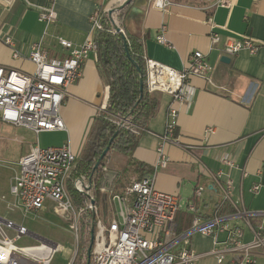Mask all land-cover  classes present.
Wrapping results in <instances>:
<instances>
[{
  "label": "built area",
  "instance_id": "built-area-1",
  "mask_svg": "<svg viewBox=\"0 0 264 264\" xmlns=\"http://www.w3.org/2000/svg\"><path fill=\"white\" fill-rule=\"evenodd\" d=\"M2 1L10 3V0ZM149 1L151 6L162 10L173 3V0ZM186 1L209 9L219 6L230 9L234 5L233 0ZM102 12L99 7L90 13V31L81 44L74 45L61 36H55L57 45L62 49L57 55H49L43 37L33 42L25 57L33 63L30 72L0 65V153L2 141L5 145L9 140V149H14L16 154L12 156L18 165L10 192L25 212L51 211L55 215L71 218L77 233L80 210L69 195L68 185L83 192L90 183L83 176L71 179L78 155L69 142L41 147L38 135L66 130L60 115L61 103L68 86L81 76L85 60L96 52L94 34L100 29ZM55 19L51 5L39 9V21L48 25ZM209 38L210 48L221 40L216 32H211ZM155 39L165 46L169 45L162 30ZM1 40L10 48L13 58L23 57L9 33H3ZM243 49L255 53L258 46L247 36L225 37L221 46L225 55ZM145 72L147 91L167 93L174 101L188 100L185 82L191 75L214 85L206 54L197 49L189 53L181 69L146 58ZM176 117V108L169 106L165 130L157 148L158 158L150 173L129 181L120 191L102 186L101 191L110 197L105 211L100 209L98 212L93 203L87 205L94 215L91 264H196L207 257H212L216 264H264V210L249 209L243 203L238 205L234 200L232 182H220V171L210 172L220 188V199L214 205L212 214L202 217L198 213L195 201L205 190L198 185L185 206L192 215L191 223L186 229L177 230L175 217L182 209L178 195L161 191L154 183L156 170L165 167L168 162V156L163 151L164 143H178ZM211 132L212 128L205 131ZM222 162L233 165L226 156ZM258 186L253 185L251 191L256 192ZM225 205L228 208L226 211L223 210ZM2 226L13 230L14 237L9 238ZM195 234L210 238L212 247L194 251L190 238ZM25 235L31 236V231L24 225L0 216V264L51 263L58 250L57 243L38 239L39 243L24 250L14 241Z\"/></svg>",
  "mask_w": 264,
  "mask_h": 264
},
{
  "label": "crops",
  "instance_id": "crops-1",
  "mask_svg": "<svg viewBox=\"0 0 264 264\" xmlns=\"http://www.w3.org/2000/svg\"><path fill=\"white\" fill-rule=\"evenodd\" d=\"M124 1L10 0L6 4L0 0V65L30 72L33 63L25 57L33 42L43 37L49 55H57L62 49L55 36L74 45L81 44L90 31L88 17L93 10L99 7L109 10ZM233 1L230 9L203 8L186 0H173L165 10L151 6L149 0L128 3L124 20L127 32L143 39L146 58L181 69L191 51L201 50L206 54L214 85L191 75L185 82L188 100L174 101L167 93H152L159 98V107L155 116L147 121V130L140 134L132 154L112 153L115 160L122 158V163L129 168L121 170L128 174L122 180L115 168L109 167L113 169L109 174L111 187H124L128 181L152 171L168 107L172 105L177 110L178 143H164L168 162L156 170L155 187L178 195L182 204L178 213L192 218L185 206L192 199L195 187L202 185L205 190L195 202L199 215L208 217L220 199V188L210 172L220 171V182H232L238 205L243 203L249 209L264 210V0ZM44 5H51L56 16L48 25L38 20L39 9ZM160 30L168 46L156 41ZM211 32L221 38L213 48H210ZM3 33H9L23 57L11 56L10 48L1 40ZM241 36L249 37L258 46L257 51L249 53L243 49L232 55L223 54L224 38ZM222 56H227L229 62L221 61ZM106 98L107 86L97 66L96 53H91L83 64L81 76L68 86L61 103L60 115L66 130L57 131L63 138L54 145L69 142L73 151L80 149L81 152ZM209 128L213 132L205 133ZM9 145L7 140L5 148L11 152ZM224 156L232 160V166L222 162ZM253 185H259L256 192L251 191ZM227 209L225 205L223 210ZM193 237L206 240L208 245L194 247ZM190 245L200 252L210 249L212 242L208 237L195 234L190 238ZM207 258L211 264H216L212 257ZM199 262L202 261L196 264Z\"/></svg>",
  "mask_w": 264,
  "mask_h": 264
},
{
  "label": "trees",
  "instance_id": "trees-1",
  "mask_svg": "<svg viewBox=\"0 0 264 264\" xmlns=\"http://www.w3.org/2000/svg\"><path fill=\"white\" fill-rule=\"evenodd\" d=\"M122 3L102 12L100 29L94 34L97 44L96 62L107 86V98L104 108L93 120L71 174V179L83 176L90 186L87 190L78 192L71 184L68 185L69 195L80 210L77 251L71 264H86L90 228L94 223L93 211L87 205L98 204L102 206V210H106V194L100 188L112 185L110 169H107L111 154L130 156L140 134L147 130V121L155 116L159 107V98L146 89L143 39L127 32L124 20L129 4L121 6ZM115 26L121 31H116ZM124 41L130 57L141 69L142 90L139 88L140 75L126 55ZM108 144L109 148L97 168H93ZM175 219L178 231L186 229L191 223V216L182 212H177Z\"/></svg>",
  "mask_w": 264,
  "mask_h": 264
},
{
  "label": "rangeland",
  "instance_id": "rangeland-1",
  "mask_svg": "<svg viewBox=\"0 0 264 264\" xmlns=\"http://www.w3.org/2000/svg\"><path fill=\"white\" fill-rule=\"evenodd\" d=\"M62 134L57 131L41 132L38 135V145L46 147L48 145H54L56 142L62 140ZM16 145V144H15ZM74 153L79 156L80 149L74 150ZM14 149L11 152L5 148L4 142L1 143L0 153V216L4 219L13 221L16 224L24 225L29 231L31 236H21L15 239L14 244L17 246H30L39 243V240H49L53 243H57L61 246L59 250L53 256V260L50 264H71L77 251L78 244V233L72 225V219L69 217H61L55 215L51 211H38L35 213H28L21 209L18 205L16 197L10 192V187L14 182L15 174L18 171V166L15 163L16 160L11 155H15ZM114 155H116L114 153ZM114 155L110 156V161L107 162V169L109 167L115 168L120 174L121 179L127 177L125 170L121 172L125 167L124 163L114 159ZM115 161V162H114ZM109 172H113V169ZM134 180V179H132ZM131 181V180H130ZM122 182V181H121ZM129 182V181H128ZM127 182V183H128ZM126 183V184H127ZM122 187L119 185L115 187L116 191H120ZM110 197H106L105 203L109 205ZM102 208L101 205L97 204L98 212ZM4 228L5 233L9 238H13L15 232L11 229ZM39 239V240H38ZM193 245L205 247L208 242L203 239H195L193 237ZM209 258H204L198 264H211Z\"/></svg>",
  "mask_w": 264,
  "mask_h": 264
},
{
  "label": "water",
  "instance_id": "water-1",
  "mask_svg": "<svg viewBox=\"0 0 264 264\" xmlns=\"http://www.w3.org/2000/svg\"><path fill=\"white\" fill-rule=\"evenodd\" d=\"M129 2H130V0H125V1L122 3L121 6L126 5V4H128ZM115 30L120 32V29H119L118 27H116V26H115ZM124 48H125V50H126V55L130 58V61L133 63V65H134V66L136 67V69L138 70V73H139V75H140V78H139V88H140V90H142V88H143V79H142V77H141V75H142L141 69H140V67H139V66L133 61V59L130 57V54H129L128 50H127V44H126L125 41H124ZM221 61L229 62V58H228L227 56H222V57H221ZM111 140H112V137L110 138L109 143H110ZM108 148H109V144L103 149V151L101 152L100 156H99L98 159L96 160V162H95L93 168H97V166H98L100 160L102 159V157L104 156V154L106 153V151L108 150ZM92 202H93V201H92ZM93 237H94V223H92L91 228H90V243H89V245H88V247H87V260H86V264H90V256H91V247H92Z\"/></svg>",
  "mask_w": 264,
  "mask_h": 264
},
{
  "label": "bare ground",
  "instance_id": "bare-ground-1",
  "mask_svg": "<svg viewBox=\"0 0 264 264\" xmlns=\"http://www.w3.org/2000/svg\"><path fill=\"white\" fill-rule=\"evenodd\" d=\"M61 248V246L59 244H57V249L59 250ZM23 249L24 250H27L28 249V246H23Z\"/></svg>",
  "mask_w": 264,
  "mask_h": 264
}]
</instances>
